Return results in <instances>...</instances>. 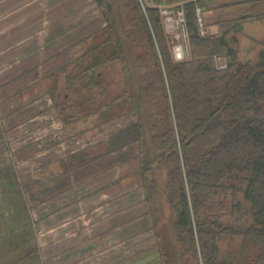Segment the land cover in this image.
I'll list each match as a JSON object with an SVG mask.
<instances>
[{"label": "rangeland", "instance_id": "1", "mask_svg": "<svg viewBox=\"0 0 264 264\" xmlns=\"http://www.w3.org/2000/svg\"><path fill=\"white\" fill-rule=\"evenodd\" d=\"M108 1L121 49L92 73L101 92L88 98L82 71L110 28L81 43L74 61L38 83L34 92L42 100L51 98L42 123L23 120V111L16 124L0 119V264H163L165 255L178 247L166 202V173L151 165L158 192L150 206L139 169L142 151L150 158L155 153L144 113L154 112L159 98L155 81L143 83L139 68L141 63L148 67L150 76L157 68L147 45L128 42L121 12ZM137 1L143 14L159 4H183ZM195 3L202 10L206 36L234 38L235 61H257L264 42V0ZM163 34L172 63L179 64ZM191 49L187 61L193 59ZM213 60L221 69L228 57L215 55ZM140 86H149V92L142 96ZM152 182L148 177L146 184ZM225 198L219 209L222 224H248L245 208L231 214L232 201H243L242 193ZM178 262L191 264L187 255Z\"/></svg>", "mask_w": 264, "mask_h": 264}, {"label": "trees", "instance_id": "2", "mask_svg": "<svg viewBox=\"0 0 264 264\" xmlns=\"http://www.w3.org/2000/svg\"><path fill=\"white\" fill-rule=\"evenodd\" d=\"M94 1L106 23L102 31H111L94 47L97 55L82 71L88 98L101 92L92 73L121 49L112 4ZM113 1L121 25L128 29V42L147 45L157 68L154 76L142 63L139 68L140 80L152 79L159 91L158 100L152 101L154 112L144 113L155 153L150 158L142 151L139 169L150 206L158 192L151 165L166 173V202L178 247L168 258L162 252L163 264H179L186 255L191 264H264V42L255 63L236 62L234 38L198 34L195 0H152L183 2L193 59L173 64L157 8H147L144 16L137 0ZM224 54L227 66L217 69L213 58ZM140 89L142 96L149 92V86ZM142 100L139 97L138 103ZM148 177L153 179L150 186ZM238 192L243 201H232L231 214L243 207L249 222L224 226L220 205L228 194L233 198ZM236 240L237 246L232 243Z\"/></svg>", "mask_w": 264, "mask_h": 264}, {"label": "crops", "instance_id": "3", "mask_svg": "<svg viewBox=\"0 0 264 264\" xmlns=\"http://www.w3.org/2000/svg\"><path fill=\"white\" fill-rule=\"evenodd\" d=\"M105 26L94 0H0V119L16 124L21 111L25 121L48 118L41 113L51 98L34 92L38 83Z\"/></svg>", "mask_w": 264, "mask_h": 264}, {"label": "built area", "instance_id": "4", "mask_svg": "<svg viewBox=\"0 0 264 264\" xmlns=\"http://www.w3.org/2000/svg\"><path fill=\"white\" fill-rule=\"evenodd\" d=\"M154 7L158 9L164 32L169 39L172 59L176 63L187 61L190 57V32L183 5L159 4ZM194 15L198 34L201 37H205L206 30L203 24L201 8L196 7ZM222 68H224V66H221V69Z\"/></svg>", "mask_w": 264, "mask_h": 264}, {"label": "water", "instance_id": "5", "mask_svg": "<svg viewBox=\"0 0 264 264\" xmlns=\"http://www.w3.org/2000/svg\"><path fill=\"white\" fill-rule=\"evenodd\" d=\"M246 17L249 16V15H245Z\"/></svg>", "mask_w": 264, "mask_h": 264}]
</instances>
